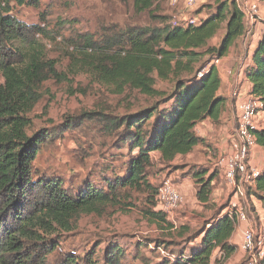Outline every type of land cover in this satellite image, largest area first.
<instances>
[{
  "label": "trees",
  "instance_id": "trees-1",
  "mask_svg": "<svg viewBox=\"0 0 264 264\" xmlns=\"http://www.w3.org/2000/svg\"><path fill=\"white\" fill-rule=\"evenodd\" d=\"M40 1L0 0V264H48L47 257L58 247L61 235L75 230L81 215L104 217L132 210L133 192L145 195L151 208L143 209L142 215L160 232L158 237H133L134 261L212 264L215 250L220 261L227 260L236 251L231 241L236 221L224 211L226 207L218 208L216 215L188 234L190 229L184 223L178 226L152 209L158 186L151 178L161 171H178L192 179L196 201L210 204L218 168L174 160L196 145L206 144L195 133L197 123L220 118L226 98L219 94L221 78L213 60L225 56L245 33L236 0H214L211 12L197 25L188 26L174 25L169 16L155 14L161 0H118L130 1L135 12L147 11L158 23L127 26L101 41L89 33L72 41L69 71L84 70L114 93L129 89L157 98L123 115L88 113L103 121L104 134L126 146L128 158L120 161L117 172L111 170L112 179L104 177V185L89 181L74 190L56 177L32 175V162L48 136L43 131L29 136L27 115L41 99L43 82L65 79L56 60L47 57L42 41L48 37L45 27L28 24L12 13V4L38 6ZM259 1L264 7V0ZM222 29L219 42L210 45ZM243 73L251 84L250 93L264 106V33ZM157 80L171 82L170 88H156ZM254 133L258 145L264 147V127ZM247 194L264 208V169ZM114 235L96 240V247L104 244L102 263L92 258V252L81 258L68 251L51 264H128ZM259 264H264V256Z\"/></svg>",
  "mask_w": 264,
  "mask_h": 264
},
{
  "label": "rangeland",
  "instance_id": "rangeland-1",
  "mask_svg": "<svg viewBox=\"0 0 264 264\" xmlns=\"http://www.w3.org/2000/svg\"><path fill=\"white\" fill-rule=\"evenodd\" d=\"M180 1L182 0H179V3ZM255 1L259 4L260 14H264L261 2ZM236 2L241 7L245 0ZM12 5V13L16 18L28 24L44 25L48 37L42 41L45 43L47 57L54 58L57 69L65 74L64 80L49 79L43 82L41 99L27 115L30 125L26 127V133L33 136L43 131L48 136L46 141L40 144L32 162L33 177H56L62 180L64 186L73 190L89 181L104 185L102 180L115 176L113 172H117L122 159L128 158V151L124 144L120 146L118 141L115 142L111 134H104L103 121L100 118L88 116V113L102 111L112 116L123 115L137 111L157 98H149L129 89L120 94L114 93L110 87L97 82L84 70L69 71L68 55L72 52L69 45H72V41L79 34L89 33L94 39L101 41L103 37L108 38L110 34L120 32L127 26L147 25L158 21H154L147 11L135 12L130 1L121 3L118 0H41L38 6ZM214 6V0H200L190 12L203 19ZM179 7L180 4L174 8L171 0H161L154 11L157 15L169 16L170 21ZM259 21L261 24L258 25L244 21L245 34L242 38L238 37L230 49L231 56L235 57L236 61L240 56L246 57L251 42L264 33V19ZM222 34L223 29L209 44H217ZM206 58L208 55L204 57ZM2 82L3 77L0 74V83ZM170 86L169 81L157 80L155 83L158 89L168 90ZM176 174L177 172L171 174V177L174 179ZM162 175L158 178L154 175L151 178L157 186ZM177 184H181V181H177ZM245 188L246 191L249 190V187ZM184 195L182 206L172 215L165 216L178 226L184 223L190 229L187 232L189 234L197 231L205 219L216 215L218 208L226 207L224 211H227L231 190L228 189L226 197L223 196L219 201L207 205L199 204L190 193ZM239 199L250 224L254 226L257 217L252 203L247 202L249 197L246 201L242 197ZM131 201L135 203L132 210L116 211L104 217L81 215L77 228L61 235L62 240L48 255L47 263L51 264L58 255L68 251L75 252L81 258L92 252V258L102 263L101 252L104 244H99L98 248L96 240L115 234L118 236L114 235L115 241L119 242L125 252L126 262L142 264L132 258L136 251L135 247L131 246L133 237H158L160 232L155 223L149 222L142 215L143 209L151 208L145 195L133 192ZM174 239L177 241L179 238ZM240 240V230L236 225L231 237L232 243L236 245L235 253L225 261H220L219 254H214L212 264H256L255 253L243 251L240 248Z\"/></svg>",
  "mask_w": 264,
  "mask_h": 264
},
{
  "label": "built area",
  "instance_id": "built-area-1",
  "mask_svg": "<svg viewBox=\"0 0 264 264\" xmlns=\"http://www.w3.org/2000/svg\"><path fill=\"white\" fill-rule=\"evenodd\" d=\"M200 0H171L176 8L180 7L172 16V24L188 26L200 23L198 14L190 11L196 7ZM259 2V0H258ZM263 7V5H262ZM244 21L251 24L259 13V4L255 0H245L240 7ZM44 26V25H41ZM40 35L36 34V38ZM50 45V43H48ZM220 59H214L217 65ZM235 97L236 124L233 133L228 137L226 150L218 154L214 166L218 168L219 174L231 190L227 213L234 218L236 225L244 223L239 228L241 240L240 248L243 251L255 253V263L259 264L264 256V208L256 210L257 222L251 225L245 208L239 199L255 198L252 194L248 196L246 186L254 188L255 179L261 171L258 166L250 160L252 151L259 147L256 142L254 131L264 127V106L260 99L250 91H233ZM184 202V196L177 189L173 181L164 177L161 179L155 196V211L165 215H172ZM74 253V252H73ZM164 253V251H162Z\"/></svg>",
  "mask_w": 264,
  "mask_h": 264
},
{
  "label": "crops",
  "instance_id": "crops-1",
  "mask_svg": "<svg viewBox=\"0 0 264 264\" xmlns=\"http://www.w3.org/2000/svg\"><path fill=\"white\" fill-rule=\"evenodd\" d=\"M262 4V3H261ZM264 8V7H263ZM260 20L264 19V14H260V12L256 15L254 21L251 24L258 25L261 24ZM263 26V25H262ZM245 34V33H244ZM243 34V35H244ZM243 35L240 37L242 38ZM260 36L256 37L255 40L251 42L249 50L247 52V56L241 58L236 61L235 57L233 58L229 52L220 58V65H216L218 74L221 78V86L219 88V94L223 95L225 100V105L221 112L220 118L217 122L207 118L196 124L194 130L195 133L205 139V145H196L193 150L184 156H177L174 162H188V163H197L208 165L214 167V161L218 154L224 152L228 146V137L233 133L236 124V114H235V97H232L233 91H250L251 84L248 79L244 76L243 68L250 63L251 56L253 50L259 40ZM226 93H223V91ZM264 116V113H263ZM156 154V153H153ZM250 160L256 166L259 167L260 170L264 169V147L259 146L255 148L251 155ZM164 171L158 172L155 174V178L162 175ZM179 175L178 171L170 172L166 171L160 177V179L164 177L170 178L173 183L176 185L178 190L181 192L183 196L184 194H191L195 199V188L193 185V181L189 177L185 176H175L173 179L171 174L176 173ZM152 180V179H151ZM155 180V179H154ZM153 181V180H152ZM177 181H181V184H177ZM155 182V181H153ZM226 183L223 178L219 174L218 177L214 180V188L211 193L210 203H215L219 201L221 197L228 195V188L226 187ZM246 201V198H244ZM196 200V199H195ZM250 201L254 207L256 212L257 209L263 208L261 202L256 198L247 199V202ZM246 202V203H247ZM246 206V204H245ZM154 211V207L152 208ZM244 225V223H239L237 226L240 228ZM214 254H219L218 250L214 251ZM213 260V257H212ZM212 263V262H211Z\"/></svg>",
  "mask_w": 264,
  "mask_h": 264
}]
</instances>
